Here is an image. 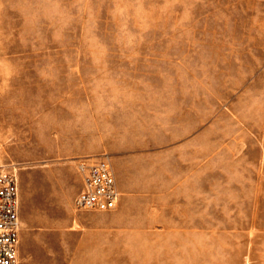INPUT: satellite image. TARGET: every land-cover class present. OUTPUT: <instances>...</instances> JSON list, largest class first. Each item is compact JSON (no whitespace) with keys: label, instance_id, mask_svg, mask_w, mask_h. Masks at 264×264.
<instances>
[{"label":"rangeland","instance_id":"374dc122","mask_svg":"<svg viewBox=\"0 0 264 264\" xmlns=\"http://www.w3.org/2000/svg\"><path fill=\"white\" fill-rule=\"evenodd\" d=\"M0 168L20 264H264V0H0Z\"/></svg>","mask_w":264,"mask_h":264},{"label":"built area","instance_id":"2783aa9c","mask_svg":"<svg viewBox=\"0 0 264 264\" xmlns=\"http://www.w3.org/2000/svg\"><path fill=\"white\" fill-rule=\"evenodd\" d=\"M83 185L74 204L77 209L108 211L117 207L120 192L107 158L82 161ZM20 190L16 173L0 168V264H20Z\"/></svg>","mask_w":264,"mask_h":264},{"label":"crops","instance_id":"0c3cea01","mask_svg":"<svg viewBox=\"0 0 264 264\" xmlns=\"http://www.w3.org/2000/svg\"><path fill=\"white\" fill-rule=\"evenodd\" d=\"M116 181H117V179H116ZM117 186H118V187H121V184L118 185V182H117ZM118 189H119V188H118Z\"/></svg>","mask_w":264,"mask_h":264}]
</instances>
